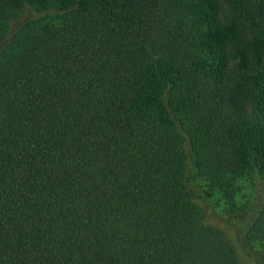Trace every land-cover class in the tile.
Here are the masks:
<instances>
[{
    "label": "trees",
    "instance_id": "1",
    "mask_svg": "<svg viewBox=\"0 0 264 264\" xmlns=\"http://www.w3.org/2000/svg\"><path fill=\"white\" fill-rule=\"evenodd\" d=\"M255 178L264 0H0V264H242Z\"/></svg>",
    "mask_w": 264,
    "mask_h": 264
},
{
    "label": "rangeland",
    "instance_id": "2",
    "mask_svg": "<svg viewBox=\"0 0 264 264\" xmlns=\"http://www.w3.org/2000/svg\"><path fill=\"white\" fill-rule=\"evenodd\" d=\"M33 16L35 17L37 14L26 11L13 24L12 29H17L20 26H23L27 20ZM71 18L72 14L70 11H50L47 21L51 25L59 26L69 22ZM242 184V191L236 200L234 211L228 209L218 198V196H214L211 199L210 205L213 209L210 211V214H213L211 215V218L214 216V219H217L215 221L213 220L214 223L220 222V225L229 223L231 226H233V231L231 234H229V237L236 241L237 246L240 249V260L242 264H264V257H261L260 261H258L255 258L257 255L254 253V251H259L264 255V249L259 245H249L243 242L242 237L240 238V227L244 221L251 223L252 220L257 217L264 218V179L255 178L253 181L243 182ZM195 194L198 195L197 191ZM241 243L246 245V250L241 247ZM245 251L249 252L250 254H246Z\"/></svg>",
    "mask_w": 264,
    "mask_h": 264
}]
</instances>
